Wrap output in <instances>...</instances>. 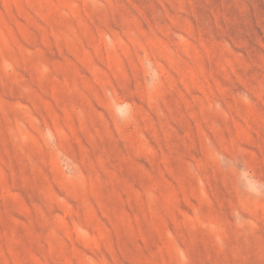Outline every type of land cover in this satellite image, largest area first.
<instances>
[{
    "label": "rangeland",
    "instance_id": "rangeland-1",
    "mask_svg": "<svg viewBox=\"0 0 264 264\" xmlns=\"http://www.w3.org/2000/svg\"><path fill=\"white\" fill-rule=\"evenodd\" d=\"M0 264H264V0H0Z\"/></svg>",
    "mask_w": 264,
    "mask_h": 264
}]
</instances>
